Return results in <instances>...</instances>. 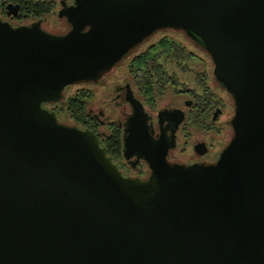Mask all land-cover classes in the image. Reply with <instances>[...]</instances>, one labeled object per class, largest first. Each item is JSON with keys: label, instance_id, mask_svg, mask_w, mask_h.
Masks as SVG:
<instances>
[{"label": "water", "instance_id": "95a60500", "mask_svg": "<svg viewBox=\"0 0 264 264\" xmlns=\"http://www.w3.org/2000/svg\"><path fill=\"white\" fill-rule=\"evenodd\" d=\"M62 13L64 34L0 20V264H264V0H75ZM163 28L211 57L233 135L193 166L147 137L152 173L130 178L43 103Z\"/></svg>", "mask_w": 264, "mask_h": 264}, {"label": "flooded vegetation", "instance_id": "af4514ba", "mask_svg": "<svg viewBox=\"0 0 264 264\" xmlns=\"http://www.w3.org/2000/svg\"><path fill=\"white\" fill-rule=\"evenodd\" d=\"M63 1L0 0V20L14 27L38 25L47 32L64 34L72 24L62 9L74 5L75 0H65L66 4ZM38 5L40 11L36 12ZM51 14H57L63 20L65 30H52L45 25ZM169 30L186 34L182 29L156 30L97 79L68 85L60 101L43 103L45 108L56 112L61 123L94 132L126 177H150V163L138 149L147 137L155 145L159 142L167 145L166 161L169 164L193 166L216 163L233 135L234 100L216 79L211 57L208 55L217 90L208 85L210 76L206 72L200 80V92L189 87L178 88L176 77L162 62L163 55L167 59L171 55L170 58L184 70L187 68L182 66L181 60L196 58L201 61L200 58L186 44L169 37L150 43L155 35ZM167 40L176 45L172 46L173 52L165 47ZM102 83V107L96 109L93 101L100 96L98 85ZM70 89L74 92L68 95ZM224 116L226 119L223 120ZM227 127L231 128L228 134ZM193 130L198 131L196 140Z\"/></svg>", "mask_w": 264, "mask_h": 264}, {"label": "rangeland", "instance_id": "374dc122", "mask_svg": "<svg viewBox=\"0 0 264 264\" xmlns=\"http://www.w3.org/2000/svg\"><path fill=\"white\" fill-rule=\"evenodd\" d=\"M45 25L52 29V30H65V24L63 22L62 19H60L57 14H51L49 15L47 21L45 22ZM165 37H169L172 38L173 40H177L180 41L181 43H184L188 46V49H190L194 54L197 55V58H200L199 61L198 59L194 58L191 59L190 61H186V60H181V64L183 67H186L187 70L181 69L179 66L180 64H176L169 56V58H165V55H163L164 58H162V62L165 63V65L167 66V69L169 71L170 74L174 75L176 77V81L178 83V88H194L196 89L198 92L201 91V85L202 84V77L204 75V73L206 72L207 75L210 76V80L208 82V85H210L213 89L217 90L216 87H218V84L216 83L214 77H213V64L210 61V58L208 56V54L206 53V51L199 47L198 45H196V43L190 41L189 37L186 36V34L182 31H174V30H169V31H162L160 33H158L157 35H155L149 42H157L159 39H164ZM166 43H168V45H165V47L167 49L172 50L173 52V48L174 47V43H172L171 41L167 40ZM176 46V45H175ZM161 48V46H159V49ZM163 48V47H162ZM201 80V81H200ZM98 89H100L99 94L100 96L95 99L93 101V104L95 105L96 109H99L100 107H102V96L104 94V84H100L98 85ZM74 89H70L67 94H71L73 93ZM166 101H164L163 103L165 104ZM222 119H226V116L222 117ZM228 131L226 132L228 134V132L231 130V128L227 127ZM194 134L193 139L196 140L198 138V131L193 130L192 132Z\"/></svg>", "mask_w": 264, "mask_h": 264}, {"label": "trees", "instance_id": "16d2710c", "mask_svg": "<svg viewBox=\"0 0 264 264\" xmlns=\"http://www.w3.org/2000/svg\"><path fill=\"white\" fill-rule=\"evenodd\" d=\"M50 3H51V2H50ZM40 7H41L40 5H38V6H35V8H36V10H35V11H36V12L40 11Z\"/></svg>", "mask_w": 264, "mask_h": 264}]
</instances>
